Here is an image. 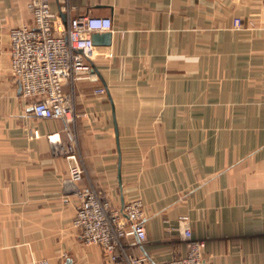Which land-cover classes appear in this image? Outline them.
I'll list each match as a JSON object with an SVG mask.
<instances>
[{"label":"crops","instance_id":"1","mask_svg":"<svg viewBox=\"0 0 264 264\" xmlns=\"http://www.w3.org/2000/svg\"><path fill=\"white\" fill-rule=\"evenodd\" d=\"M29 1L0 0V264H113L73 224L81 185L114 207L141 200L148 264L186 253L180 216L206 263L264 264V0H64L113 23L69 129L32 114L9 68ZM69 132L79 183L60 152Z\"/></svg>","mask_w":264,"mask_h":264},{"label":"built area","instance_id":"2","mask_svg":"<svg viewBox=\"0 0 264 264\" xmlns=\"http://www.w3.org/2000/svg\"><path fill=\"white\" fill-rule=\"evenodd\" d=\"M50 1L30 0L27 9L32 16L31 24L9 30V68L18 82L20 96L29 101L32 114L37 118L61 119L69 129L78 117L75 91L83 84L99 81L93 63L98 46L93 44L92 35L112 32L113 23L106 16L71 17V9L62 0L59 8L67 18L63 22L59 12L51 10ZM241 26V19L235 18L233 27L239 29ZM104 93L103 88L94 90L96 96ZM33 135L36 136V132ZM60 152L72 160L67 172L69 180L79 183L84 177V169L77 162V142L70 132L65 144L60 145ZM76 197L78 205L73 224L83 243L98 245L109 263L148 264L144 251L147 234L140 199L114 207L104 190L91 185L78 186ZM177 222L186 253L158 264H212L206 263L203 257V240L192 236L188 217L180 216Z\"/></svg>","mask_w":264,"mask_h":264},{"label":"water","instance_id":"3","mask_svg":"<svg viewBox=\"0 0 264 264\" xmlns=\"http://www.w3.org/2000/svg\"><path fill=\"white\" fill-rule=\"evenodd\" d=\"M92 42L95 46H109L111 44L110 32L94 33Z\"/></svg>","mask_w":264,"mask_h":264}]
</instances>
